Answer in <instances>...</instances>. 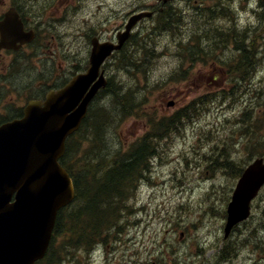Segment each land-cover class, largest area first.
<instances>
[{
	"label": "rangeland",
	"instance_id": "374dc122",
	"mask_svg": "<svg viewBox=\"0 0 264 264\" xmlns=\"http://www.w3.org/2000/svg\"><path fill=\"white\" fill-rule=\"evenodd\" d=\"M97 1L82 0V5ZM250 19L254 22L252 35H263V39L254 40L259 47L257 63L252 77L246 78L234 69L232 82L241 84H231L226 95L218 94L222 77L212 83L208 73L199 69L203 62L187 60L186 53L189 44H196L188 38V32L203 30L217 38L207 48L209 56L214 54L219 50L218 41L229 32L235 33L231 21L223 18L226 23L214 28V23L193 19L178 10L171 18L172 25L160 17L153 24L141 25L135 42L125 51V60L121 55L109 73L112 85L124 95L132 90L136 98L133 102L141 101L142 109L132 116H116L106 124L107 148L102 154H125L148 132L151 119L170 116L182 108L191 116L185 118L180 131L171 130L156 139L158 155L137 177L123 201L112 234L89 248L71 246L68 238L61 236L57 243L59 264H264V232L257 236L253 230L264 218V191L253 202L249 220L231 239L223 240L222 226L238 166L264 153V11L255 10ZM240 31L236 34L243 42V25ZM24 63L6 78L9 83L1 84L9 101L23 102L41 80L36 60L29 59L23 69ZM181 70L185 79H181ZM241 91L244 99L230 106L228 103H233L235 94ZM172 100L175 104L169 106ZM245 102L250 108H244ZM103 103L109 107L110 96ZM238 116L242 121L236 124ZM210 137H215L212 143ZM247 227L253 233L244 241L241 239Z\"/></svg>",
	"mask_w": 264,
	"mask_h": 264
},
{
	"label": "water",
	"instance_id": "95a60500",
	"mask_svg": "<svg viewBox=\"0 0 264 264\" xmlns=\"http://www.w3.org/2000/svg\"><path fill=\"white\" fill-rule=\"evenodd\" d=\"M95 70L97 66L84 75V86L79 78L50 94L44 106L32 102L24 118L0 126V264H36L43 258L59 210L75 199L73 180L59 158L97 88L106 84L101 80L84 93L97 76ZM263 184L264 160L257 159L243 173L229 204L227 235L247 218Z\"/></svg>",
	"mask_w": 264,
	"mask_h": 264
},
{
	"label": "flooded vegetation",
	"instance_id": "af4514ba",
	"mask_svg": "<svg viewBox=\"0 0 264 264\" xmlns=\"http://www.w3.org/2000/svg\"><path fill=\"white\" fill-rule=\"evenodd\" d=\"M77 0H0V22L6 18L7 14L18 17L12 18L10 24L11 33L4 40L3 33L0 30V72L2 77H6L7 66L22 62L21 56L29 55L33 51L40 56V64L45 65L44 79L37 90V98L44 100L49 91L59 89L65 86L70 79L79 72L87 70L90 66V55L94 41L106 42L116 41L118 36L125 30L126 23L135 15L143 12L149 13L143 17L138 26L133 29L132 35L123 48L117 52V55L124 53L126 48L132 43L137 34V29L142 23H151L156 20L159 14L173 13L177 7H181L183 13L193 19L214 23L215 27L221 26L223 18H236L238 13L232 10L234 4L242 7H249L250 10L255 4L264 8V0H118L113 3L108 0L95 5L89 9V21L85 30L86 40L84 44L78 47V44L66 43L55 35L51 30L57 28L63 20L76 19L73 16ZM226 8H230L226 11ZM18 18L23 24L24 32L34 31L35 37L31 42L20 45L15 42L18 39H24L26 36L18 27ZM112 22V26L106 25ZM249 25L245 27V37L247 41L240 42L238 45L237 36L229 32L228 41L220 39L219 50L204 60L199 69L208 73V80L217 83L218 77H222L223 85L228 90L233 80V71L238 69L241 74L252 77V69L258 53L252 49V41L260 35H252L248 32ZM192 35L202 38V42H207V48H211V40L216 37H209L206 31H190ZM263 37V35L261 34ZM248 37L251 42L248 43ZM77 37L74 38V41ZM201 42V43H202ZM201 45V46H205ZM221 45L224 47L221 48ZM207 48H203L200 57L208 54ZM79 51L83 52L79 56ZM253 54V55H252ZM259 56V55H258ZM250 58V59H249ZM254 61H253V59ZM260 58V57H259ZM247 62V65H245ZM109 59L102 66L101 70L108 76ZM11 66V68H12ZM13 69V68H12ZM14 71V69H13ZM79 71V72H78ZM238 80V79H237ZM240 81V80H238ZM232 84H238L233 81ZM249 82H246L248 85ZM242 120V118H241ZM235 234V233H234Z\"/></svg>",
	"mask_w": 264,
	"mask_h": 264
},
{
	"label": "trees",
	"instance_id": "16d2710c",
	"mask_svg": "<svg viewBox=\"0 0 264 264\" xmlns=\"http://www.w3.org/2000/svg\"><path fill=\"white\" fill-rule=\"evenodd\" d=\"M107 90L111 105L105 111L101 107L96 108L94 113L92 110L85 123L86 129L70 137L67 152L61 159L74 179L77 196L72 204L59 213L55 239L48 256L54 255L53 248L58 234H67L76 247H87L113 230L123 201L134 186V171L148 167L151 156L157 151L150 134H164L177 128L180 123L181 111L171 117L155 119L151 124L153 131L133 144L125 154L120 151L102 154L107 148V144L104 145L106 120L108 124L116 116H131L142 109L141 101L133 102L136 98L132 90H127L124 95L112 83ZM190 116L187 114L184 120ZM87 140L92 141L84 146Z\"/></svg>",
	"mask_w": 264,
	"mask_h": 264
},
{
	"label": "bare ground",
	"instance_id": "6f19581e",
	"mask_svg": "<svg viewBox=\"0 0 264 264\" xmlns=\"http://www.w3.org/2000/svg\"><path fill=\"white\" fill-rule=\"evenodd\" d=\"M257 34H255V36H256ZM263 39V37L261 36V34H260V37L258 38V39ZM255 40H257V37H256V39ZM255 42V41H254ZM200 44V43H199ZM193 53H197V50H195V49H192V48H187V53H186V56L187 55H189V54H193ZM253 55V54H252ZM250 59V58H249ZM253 59V58H252ZM253 61H254V59H253ZM256 63L257 62H254V66L256 65ZM245 65H247V62H246V64ZM145 70V69H144ZM238 79V78H237ZM239 80V79H238ZM231 84H232V82H231ZM238 85V84H237ZM238 87H239V85H238ZM244 99V94H242V91L239 93V94H235V96H234V101H233V103H231V102H229L228 104L230 105V106H233V107H235V106H237V104L239 103V101H241V100H243ZM226 102V101H225ZM247 105H246V102H245V107H246ZM244 107V108H245ZM241 114H242V112H241ZM241 116V115H240ZM240 116H238L237 118H236V124H239L242 120H241V117ZM215 140V137H210V139H209V141L212 143L213 141ZM150 164H151V160H150V162H149ZM149 163H148V167H149ZM148 167H146V168H148ZM210 257H209V259L210 260H212L213 259V257H212V255L210 254L209 255Z\"/></svg>",
	"mask_w": 264,
	"mask_h": 264
}]
</instances>
